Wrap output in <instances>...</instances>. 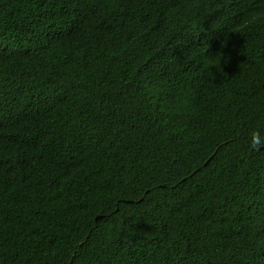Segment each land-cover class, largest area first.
I'll return each mask as SVG.
<instances>
[{
    "label": "trees",
    "instance_id": "1",
    "mask_svg": "<svg viewBox=\"0 0 264 264\" xmlns=\"http://www.w3.org/2000/svg\"><path fill=\"white\" fill-rule=\"evenodd\" d=\"M0 264H264V0H0Z\"/></svg>",
    "mask_w": 264,
    "mask_h": 264
}]
</instances>
